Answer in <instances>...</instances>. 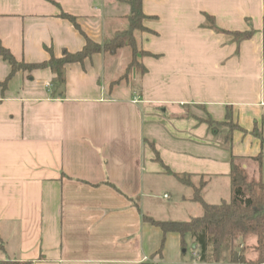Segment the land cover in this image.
I'll use <instances>...</instances> for the list:
<instances>
[{
	"label": "crops",
	"instance_id": "crops-1",
	"mask_svg": "<svg viewBox=\"0 0 264 264\" xmlns=\"http://www.w3.org/2000/svg\"><path fill=\"white\" fill-rule=\"evenodd\" d=\"M143 11L141 45L155 56L142 60L143 77L126 76L124 48L67 65L58 97L49 68L0 86V262L204 264L189 237L184 249L179 234L146 220L178 221L152 214L156 195L192 191L179 199L191 206L187 221L202 209L174 175L219 203L232 195L233 157L264 182V0H144ZM130 12L126 0H0V43L40 64L48 49L81 51L85 36L102 44ZM251 30L241 43L231 34ZM11 70L0 57V84ZM223 122L244 130L231 145Z\"/></svg>",
	"mask_w": 264,
	"mask_h": 264
},
{
	"label": "trees",
	"instance_id": "trees-1",
	"mask_svg": "<svg viewBox=\"0 0 264 264\" xmlns=\"http://www.w3.org/2000/svg\"><path fill=\"white\" fill-rule=\"evenodd\" d=\"M144 0H126L131 8L128 16V27L116 32L98 44L85 36L86 44L81 51L71 53L63 51L61 57H56L51 49L50 59L40 64H26L18 62L11 52L0 43V57L11 66V73L0 84L6 88L10 80L19 71L33 72L34 70L49 68L54 75L52 80L53 95L58 97L64 94L66 87V66L75 63H84L96 54H116L118 50L128 48L132 59L126 76L132 70L141 77L147 73L142 60L151 55L141 45V37L150 30L144 25L147 16L143 11ZM69 20L81 34L85 35L78 25L76 18L62 14ZM208 27L215 32L220 31L214 24V20L207 16ZM238 43L250 39L254 31L231 33ZM263 47H264V22H263ZM155 57V56H154ZM229 120V116H228ZM217 128L227 127L230 129L226 136V143L232 144V133L235 130L244 131L233 123H218ZM254 133L259 136L257 131ZM255 161L261 165V157ZM244 158H232V195L230 200L218 204L207 203L202 195L204 185L195 186L188 175H174L184 186L194 188L193 200L201 206L202 213L187 221H156L147 218L153 226L160 228L166 235L177 233L182 238L183 248H186V239L189 237L193 245H196L194 253L197 260L204 264H264V182L261 179L251 177L248 170L243 168ZM249 241L253 244L249 246ZM255 242V243H254ZM252 250L257 254L253 261L247 259L246 252ZM0 264H30L21 261H2Z\"/></svg>",
	"mask_w": 264,
	"mask_h": 264
},
{
	"label": "rangeland",
	"instance_id": "rangeland-1",
	"mask_svg": "<svg viewBox=\"0 0 264 264\" xmlns=\"http://www.w3.org/2000/svg\"><path fill=\"white\" fill-rule=\"evenodd\" d=\"M248 170V169H246ZM165 190L162 193H158L157 199L156 201V205H154L155 207H153L154 213H152L154 216H166L168 218H176V220L178 221H186V219L188 218V214H190L191 211V206L190 204H186L184 203V201H179V199L181 198H185V200H187L188 202H190L191 200V196H192V191L190 190H186V192H177V191H166L167 194L171 195L170 200H166L163 198V194H164ZM223 196H227L226 192H222L220 193ZM215 194H208L207 195V191L203 192V197L204 199L207 197L208 200H210V202H214L213 204H218L219 203V199H215L216 197H214ZM225 201L230 200V197H225L224 199ZM184 203V205H182ZM152 216V215H151ZM249 246L251 244H253V241H249ZM255 243V242H254ZM193 248V245H192ZM247 254V259L248 260H255L257 258V254L254 253L252 250H249L246 252Z\"/></svg>",
	"mask_w": 264,
	"mask_h": 264
},
{
	"label": "built area",
	"instance_id": "built-area-1",
	"mask_svg": "<svg viewBox=\"0 0 264 264\" xmlns=\"http://www.w3.org/2000/svg\"><path fill=\"white\" fill-rule=\"evenodd\" d=\"M134 101L137 103L138 102V99H134Z\"/></svg>",
	"mask_w": 264,
	"mask_h": 264
},
{
	"label": "water",
	"instance_id": "water-1",
	"mask_svg": "<svg viewBox=\"0 0 264 264\" xmlns=\"http://www.w3.org/2000/svg\"><path fill=\"white\" fill-rule=\"evenodd\" d=\"M196 248V245H193V249H195Z\"/></svg>",
	"mask_w": 264,
	"mask_h": 264
}]
</instances>
